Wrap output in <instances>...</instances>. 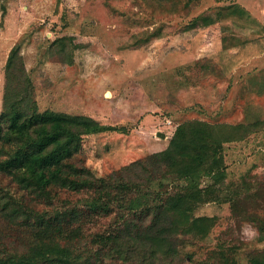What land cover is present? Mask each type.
<instances>
[{
	"label": "rangeland",
	"instance_id": "obj_1",
	"mask_svg": "<svg viewBox=\"0 0 264 264\" xmlns=\"http://www.w3.org/2000/svg\"><path fill=\"white\" fill-rule=\"evenodd\" d=\"M15 44L39 111L113 127L86 135L73 158L97 176L165 148L182 121H259L220 146L223 176L193 211L213 217L207 232H177L153 264H247L264 251V0H0V109ZM213 182L205 174L199 186ZM103 257L96 264H116Z\"/></svg>",
	"mask_w": 264,
	"mask_h": 264
},
{
	"label": "trees",
	"instance_id": "obj_2",
	"mask_svg": "<svg viewBox=\"0 0 264 264\" xmlns=\"http://www.w3.org/2000/svg\"><path fill=\"white\" fill-rule=\"evenodd\" d=\"M5 75L0 109V264H96L103 255L116 264H153L159 254L174 251L171 237L177 232H207L213 217L193 211L212 199L211 191L223 176L220 146L242 139L259 123L185 120L165 148L97 176L73 158L86 135L113 127L86 115L39 111L17 44L8 52ZM205 174L214 182L202 189ZM164 179L174 181L172 187ZM28 193L58 203L40 209L27 199ZM74 194L79 196L73 198ZM106 216L112 219L107 225L89 227ZM144 218L149 221L141 229ZM234 263L228 257L220 260ZM247 264H264V251L251 254Z\"/></svg>",
	"mask_w": 264,
	"mask_h": 264
}]
</instances>
